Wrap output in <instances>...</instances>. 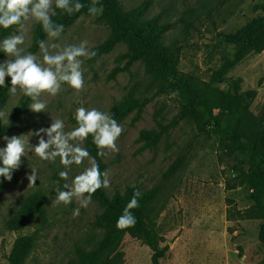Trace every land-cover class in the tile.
Segmentation results:
<instances>
[{"label": "rangeland", "instance_id": "1", "mask_svg": "<svg viewBox=\"0 0 264 264\" xmlns=\"http://www.w3.org/2000/svg\"><path fill=\"white\" fill-rule=\"evenodd\" d=\"M256 1L118 0L126 11L147 5L145 19L158 16L160 22L167 24L165 43L180 48L178 70L202 82H210L212 74L229 54L220 34L235 33L242 28L253 16L251 7ZM81 17L64 31L59 42L79 44L87 41L91 50L107 38L110 27L91 16ZM34 24L27 26L25 45L28 52ZM17 34L15 28L10 36ZM124 53L125 45L119 44L94 61L85 58L82 65L84 90L77 94L63 84L57 96H42L47 103L45 112L35 113L28 109L18 123L19 129L0 135V149L6 147L5 136H24L31 145H37L39 137H28V134L50 127L52 119H62L65 131H71L77 126V108H95L109 113L114 104L133 93L146 101L145 106L136 120L133 111L117 121L123 128L117 141L119 151L104 157L110 180V186L104 188L107 196L123 193L132 186L142 191L159 189L151 217L156 221L159 234L169 243V256L164 264H208L210 255L214 254L218 264H264V246L258 241L261 222L226 220L227 198L232 202L231 212L247 209L251 201L245 186L230 191L225 189V182L233 177V161L221 152L219 138L211 131L198 134L190 120H177L181 107L178 94L161 93L162 81L146 74L142 62H135L124 71L127 61L120 58ZM34 54L42 59L40 49ZM7 59L4 53L0 63ZM227 77L240 79L242 91L255 92L250 111L255 117L264 119V51L245 57ZM5 82L11 87L10 77H6ZM216 86L227 89L224 84ZM21 96H12L9 92L2 110L11 115ZM142 130L162 133L154 148H143L144 141L139 139ZM83 147L86 148V140ZM181 158L183 166H177L174 175L168 174L167 171L175 166L173 163ZM31 169L38 175L35 187H29L27 179ZM64 170L59 158L50 163L28 153L16 170V184L0 178V264H8L7 257L14 241L24 235H33L35 239L25 264H66L74 258L77 247L90 248L100 239L101 230L95 222L102 208L97 202L91 200L87 208L80 207L75 199L68 206L52 204L55 189L65 190L63 185L71 183L84 169L73 164L68 181L59 177V172ZM34 193L43 197L44 217L36 215L28 226L18 231L7 229V220ZM77 208L79 215L74 216ZM120 251L123 264H151L152 252L141 240L126 235Z\"/></svg>", "mask_w": 264, "mask_h": 264}, {"label": "trees", "instance_id": "2", "mask_svg": "<svg viewBox=\"0 0 264 264\" xmlns=\"http://www.w3.org/2000/svg\"><path fill=\"white\" fill-rule=\"evenodd\" d=\"M84 8L71 16L57 10L53 21L63 24L66 30L81 16H90L88 7L92 0H80ZM103 13L93 17L96 22L105 21L110 27L107 38L92 48L97 54L89 59L94 61L103 54L110 53L117 45L124 44L126 53L120 58L126 59L124 71L135 62H142L146 74L155 80H161V93H177L181 100L177 120H190L198 134L211 131L219 138L221 152L233 161L232 179L225 182V189L230 191L245 186L248 189L251 206L243 211H230L231 200L226 199V220H258V241L264 246V119L255 117L250 111L254 91H242L241 80H229L227 75L233 67L250 54L264 51V0L256 1L251 7L253 16L235 33H221V42L229 49L228 56L222 60L210 82L198 81L186 77L178 70L180 48L167 45L164 36L169 26L160 22L158 16L145 19L147 5H140L130 10H123L118 0H99ZM92 17V16H91ZM15 26L5 30L0 28V39L9 37ZM29 52L36 53L39 41L47 38L40 24L35 23ZM0 53V59L3 56ZM0 87V110L9 97L10 83ZM227 85L223 90L216 85ZM146 101H141L133 93L127 94L110 108L109 114L120 121L135 111V120L141 116ZM30 98L21 96L12 111L7 127L0 123V135L19 129L18 123L27 114ZM162 133L155 130H142L139 139L144 141L143 148H154ZM86 149L96 158L100 171H106L104 157L97 156V148L92 137L86 139ZM167 172L174 175L176 168L183 166V159H177ZM6 183L16 184L18 173L12 174V180ZM139 190V207L133 209L136 218L134 227L120 230L116 223L124 208ZM159 198V189L142 191L137 186L127 187L123 193L115 192L108 197L104 188L92 195L102 212L96 217V226L101 230L100 239L90 248L77 247L75 256L66 264H123L121 243L126 235L141 240L151 250V264H164L169 256V243L159 234L155 219L151 217ZM45 208L40 193L28 196L20 208L7 220V229L18 231L28 226L36 215L44 217ZM232 232V229H227ZM34 236L18 237L7 257L8 264H25L34 248Z\"/></svg>", "mask_w": 264, "mask_h": 264}, {"label": "clouds", "instance_id": "3", "mask_svg": "<svg viewBox=\"0 0 264 264\" xmlns=\"http://www.w3.org/2000/svg\"><path fill=\"white\" fill-rule=\"evenodd\" d=\"M98 5L99 0H92L88 7L90 16L96 17L103 13V7ZM83 8L80 0H0V28L7 30L15 26L19 33L0 42V49L8 57L0 63V87H5L6 77H10V94H22L30 98L32 103L29 109L35 113L45 112L47 108V103L41 97L57 96L63 84L69 85L77 94L84 90V59H91L97 53L89 49L87 41L79 44L60 43L65 31L64 25L52 19L57 10L71 16ZM31 23L40 24L47 36V40L39 41L42 59L26 50L27 26ZM9 115V112L0 110V123L7 127L10 126ZM75 120L77 126L68 132L65 131L64 121L57 118L52 119L50 127L29 133L28 137H39L35 146L23 139L24 136H5L6 147L0 149V177L11 181L12 174L20 168L22 158L28 153H34L40 160L50 163H55L59 158L65 169L59 172V177L64 181H68L73 164L84 170L71 183L63 185L65 190L59 187L55 189L52 204L68 206L75 199L80 207L87 208L92 195L101 188H108L110 180L108 172L100 171L96 158L83 144L91 136L97 148V156L103 158L110 153L114 154L119 151L117 141L123 128L111 114L95 108H77ZM27 179L29 187H35L37 171L31 169ZM140 196V191L136 190L117 220L118 229L135 226L136 218L132 210L139 207ZM73 215H79V208L73 211Z\"/></svg>", "mask_w": 264, "mask_h": 264}, {"label": "crops", "instance_id": "4", "mask_svg": "<svg viewBox=\"0 0 264 264\" xmlns=\"http://www.w3.org/2000/svg\"><path fill=\"white\" fill-rule=\"evenodd\" d=\"M210 257L211 259L208 264H218V259L217 260L215 259V254L212 256L210 255Z\"/></svg>", "mask_w": 264, "mask_h": 264}]
</instances>
